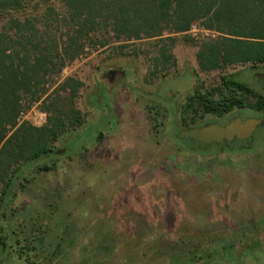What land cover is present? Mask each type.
Masks as SVG:
<instances>
[{
  "label": "rangeland",
  "instance_id": "obj_1",
  "mask_svg": "<svg viewBox=\"0 0 264 264\" xmlns=\"http://www.w3.org/2000/svg\"><path fill=\"white\" fill-rule=\"evenodd\" d=\"M173 35V61L164 67L154 66L158 40L142 39L87 48L62 71L58 82L71 76L83 84L74 103L83 123L63 137L71 150L48 160L53 169L32 171L9 210L31 264H164L168 241L197 229L231 239L241 264H264V255L241 252L255 240L264 252V129L250 148L205 153L172 136L185 128L180 106L195 87L222 73L252 84L253 68L199 72L198 43L214 33L195 23ZM22 119L41 125L45 114L33 105Z\"/></svg>",
  "mask_w": 264,
  "mask_h": 264
},
{
  "label": "trees",
  "instance_id": "obj_2",
  "mask_svg": "<svg viewBox=\"0 0 264 264\" xmlns=\"http://www.w3.org/2000/svg\"><path fill=\"white\" fill-rule=\"evenodd\" d=\"M195 23L214 33L198 43L199 72L264 65V0H48L34 7L29 0H0V264H31L11 225L10 205L32 171L53 169L55 163L48 160L71 150L72 140L63 144V137L83 123L74 104L83 84L71 76L58 82L64 68L87 48L114 41L122 49L142 39L158 40L154 66L164 67L173 61L167 42ZM33 105L45 114L41 125L22 119ZM243 107H264L261 94L237 74L222 73L216 83L200 84L185 97L181 124L212 125L217 122H206L207 115L221 118ZM159 114L156 110L154 118ZM174 130L172 136L181 129ZM212 147L186 148L221 151ZM205 230H194L190 237L180 232L168 241L164 264H241L231 239ZM259 245L255 240L241 252L257 260L264 255Z\"/></svg>",
  "mask_w": 264,
  "mask_h": 264
},
{
  "label": "flooded vegetation",
  "instance_id": "obj_3",
  "mask_svg": "<svg viewBox=\"0 0 264 264\" xmlns=\"http://www.w3.org/2000/svg\"><path fill=\"white\" fill-rule=\"evenodd\" d=\"M252 72L253 73H252L251 78H252L253 83L252 84L249 82L248 83L261 94L264 100V68L255 66L253 67ZM237 109H238V112L236 113H233L234 111L233 110L221 118L216 117L217 118L216 120L210 121V122H217V123H212V126H217V125L226 126V125L234 124L237 122L244 123L245 121L251 118L262 119L264 121V107L256 108V109H251L249 107H243V108H237ZM249 111L256 112V114L258 115L256 117L242 115V114L248 113ZM259 127L264 129V124H260L256 126V128L251 132V135H249L248 133L241 134L239 136L232 135L230 138H223L219 144L216 143L215 141H212L209 144V147H212L213 145H215L219 147L221 151L222 150H234V149L243 150V149L250 148L251 146L255 144L256 131ZM184 129H187V128H184Z\"/></svg>",
  "mask_w": 264,
  "mask_h": 264
},
{
  "label": "water",
  "instance_id": "obj_4",
  "mask_svg": "<svg viewBox=\"0 0 264 264\" xmlns=\"http://www.w3.org/2000/svg\"><path fill=\"white\" fill-rule=\"evenodd\" d=\"M260 124H264L262 119L251 118L244 123L237 122L226 126L204 125L182 129L174 135L184 146L195 150L197 148H208L212 141L219 144L223 138H230L232 135L239 136L245 133L251 135V132Z\"/></svg>",
  "mask_w": 264,
  "mask_h": 264
}]
</instances>
